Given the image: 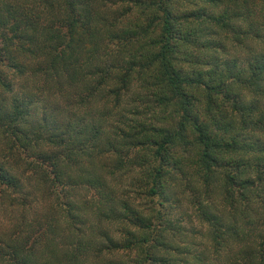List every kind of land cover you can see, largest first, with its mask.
<instances>
[{
  "label": "trees",
  "instance_id": "1",
  "mask_svg": "<svg viewBox=\"0 0 264 264\" xmlns=\"http://www.w3.org/2000/svg\"><path fill=\"white\" fill-rule=\"evenodd\" d=\"M1 147L0 264H264V0H0Z\"/></svg>",
  "mask_w": 264,
  "mask_h": 264
},
{
  "label": "rangeland",
  "instance_id": "2",
  "mask_svg": "<svg viewBox=\"0 0 264 264\" xmlns=\"http://www.w3.org/2000/svg\"><path fill=\"white\" fill-rule=\"evenodd\" d=\"M196 7L199 8L198 5H196ZM188 9H192V7L189 6ZM135 100H136L135 99V94H133L132 92L126 94V97H125V101L126 102L132 103ZM1 148H0V156L2 154H5V147H1ZM117 175L118 176H116V177L119 178L116 181L117 182L116 188H117L118 193L119 194H125V192L131 191L129 189H130V186H131L132 179L134 177L137 178V175L134 172L124 173V174L118 173ZM198 179L203 181L202 177H199ZM198 183L201 184L200 181H198ZM198 187H201V185H198ZM176 193L178 194V196H177L178 198L183 199V203H182L183 204V208H182V210L181 209L179 210V214L185 213V215L183 217V223H182V225H184L183 227L186 228L187 231H189V230H192L194 232L197 231V238H196V234H195V239H196L195 243H196V245H198V250L199 251H201V249H203V247L205 245H206V247H209L210 243L205 240V232L207 230L205 227H207V226H204V225L200 224L201 222H199V219H197L193 215V208H191V205L187 201V199L189 198V195L191 193L189 191H187L185 194H183L182 193V189H180V188L176 189ZM6 194H8L9 196L14 195L13 192H10V194L9 193H6ZM77 195L79 196L78 197L79 199L81 198L82 200H89V199H91L92 196H94V192L87 190V188H83L82 191L78 192ZM134 196L136 197V200L134 202L135 207L138 206L139 210L146 216V218L147 217L148 218L151 217V219H152L153 216H152V214L150 212V209L154 208L155 210H158L159 207L156 206V203L155 202H150L147 198L145 199L144 196H138L137 193ZM183 197H185V198H183ZM65 200L66 199H62V202H64ZM217 203H218L217 205H220L219 199L217 200ZM188 216H191L193 218L192 219L193 225H190L189 221H187ZM177 217H179V216L177 215ZM8 219L9 218L7 216H2V215L0 216V225L2 226L0 228V230L4 229V227H6V225L8 224ZM60 224H64V223L60 222ZM10 225H11V223L8 226L10 227ZM153 225H154V227H152V228H158V227L155 226V225H157V222H156L155 218H153ZM63 227H64V225H62V228ZM81 229H83V228H81ZM65 233H63V235H61V234L58 235L60 243L64 242V243L67 244V239L65 238V240H64V234ZM201 234H204L203 238L200 237ZM132 256L133 255H131V254H122V257H118V259L128 260L129 258H132Z\"/></svg>",
  "mask_w": 264,
  "mask_h": 264
}]
</instances>
